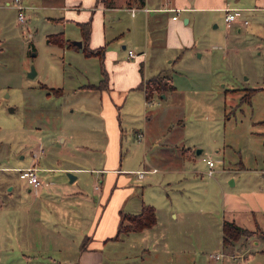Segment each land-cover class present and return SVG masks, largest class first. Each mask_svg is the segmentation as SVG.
Returning <instances> with one entry per match:
<instances>
[{
	"label": "rangeland",
	"instance_id": "obj_1",
	"mask_svg": "<svg viewBox=\"0 0 264 264\" xmlns=\"http://www.w3.org/2000/svg\"><path fill=\"white\" fill-rule=\"evenodd\" d=\"M34 1L36 5L26 9L25 20L20 21L18 9L0 0V166L4 167L34 161L39 146L46 156L38 158L37 164L51 161L57 165L62 146L55 139L63 118L79 119L89 107L94 108V92H82L79 86L102 77L98 57L48 42L49 34L60 31L73 42L80 30L73 22L51 20L49 16L57 10L44 7L43 0ZM163 2L192 7L179 13L182 24L173 30L170 41L176 44L165 45L168 23L153 32L159 39L155 50H163L151 52L154 57L148 73L160 66L176 90L156 96L155 104L147 107L149 120H145L142 99L134 110L123 111V124L128 127L123 150L130 163L159 168L143 180L130 174L134 189L128 202L132 207L123 209L138 211L145 200L155 205L158 220L145 232L122 233L120 238H115L117 231L109 232L114 238L103 249L105 264H264V253L246 248L231 252L222 242V223L231 210L239 214L243 226L254 228L245 213L237 211L250 201L242 191L264 185V88H260L264 87V8L257 7V0ZM221 4L256 8L245 12L249 22L239 31L234 23L227 24L226 11L215 7ZM119 13L125 15L118 23L126 24L129 16ZM185 17L190 23H185ZM145 38L140 30L139 39ZM122 39L114 45L120 54L127 52L123 44L139 52L130 42L135 36L126 32ZM32 64L37 70L33 77L28 75ZM42 83L61 86L64 92L48 94ZM133 127L147 128L154 146L148 145L146 151V142L132 135ZM96 142L97 138L91 139ZM184 146L193 148L196 161L180 157ZM22 153L25 158L21 159ZM208 158L215 163L213 175L208 174ZM68 172H43L42 177L58 181L61 174L67 179ZM0 174L1 182L8 183L0 195L8 200L0 208V264H77L79 253L60 250L54 239L43 247L45 237L39 231L30 238L23 221L28 187L16 171L1 169ZM234 174H238L236 186L230 180ZM92 175L79 173L74 185L84 183L92 195ZM250 246L254 250L260 245L252 242ZM218 253L224 256L216 258Z\"/></svg>",
	"mask_w": 264,
	"mask_h": 264
},
{
	"label": "crops",
	"instance_id": "obj_2",
	"mask_svg": "<svg viewBox=\"0 0 264 264\" xmlns=\"http://www.w3.org/2000/svg\"><path fill=\"white\" fill-rule=\"evenodd\" d=\"M21 1L27 5L26 9L33 8L36 5L34 0ZM148 1L113 0V3L107 6L102 0H58V2L43 0L44 7H51L57 10L55 15L49 16L51 20L64 24L70 22L77 24L80 30V36H77L78 40L83 41L80 23L91 22L92 30L89 44L91 48L105 47L103 59L104 68L108 73V86L94 88L90 86L92 84H100L104 77L103 68L101 69L102 77L99 82H86L79 86V90L82 92H88V94L94 92V101L92 102V107L94 108L89 107V110L85 111L84 116L79 119L70 116L63 118L64 123L58 130L57 138L55 139V142H60L62 146V158L57 159V165H51V161L48 164H37L38 158L46 156L44 148L39 146V151L34 161L21 162L17 166L12 167L0 166V170L6 169L18 172L19 178L24 182V186L28 187L25 198L27 217H24L23 221H25L26 227L29 228L30 238L39 231V236L43 237L44 235L45 237V242L41 243L43 247L48 244L49 239H54L57 241L56 244L62 247L59 248L60 250L74 252L75 254L79 253L77 264H105L103 249L107 245L108 240L114 238L108 236L109 232L117 231L115 238H120L122 233L119 234V228L122 217L125 214L140 213L145 204L153 205L142 200L138 211L132 208V211L124 212L123 209L125 205L131 206L128 200L134 187L132 185L133 177L130 174H134L137 180H143L147 173L159 171L156 164L152 168H140L130 163L131 159H128V152L126 151V153L123 150L124 136H126L125 129L128 128L123 124V114L126 108H131L130 111L134 110L136 103H140L142 99L146 108L145 120H149L147 107L155 104L156 96L153 100L148 101L145 96V90L140 85L145 83L148 78L162 73L160 66L159 69L156 68V72L148 73L154 57L150 55L151 52L155 54L156 50H163L162 48L155 50V45L159 43V39H155L154 29L160 27L161 24L168 23L169 28L165 37V45L176 44L174 41L171 44L170 41L172 40L173 30H178L182 24L178 22L179 13L192 7L183 4L174 5L170 4V2H163V4L162 0L152 5L148 4ZM257 2L260 3L257 7L264 8V0H257ZM6 3L17 9L15 0H6ZM215 7L224 11L225 7L241 8L242 15L233 22L239 27V31L243 29L242 26L246 25L245 20H248L245 12L256 8L236 7L228 4H221ZM176 8H182V11L177 13L174 10ZM119 12H126L127 17L129 16V20L124 25L118 23L122 20V16L125 15ZM176 14L177 17L175 18L174 15ZM187 19L188 21H185V23H190L191 19L189 17ZM140 30L143 32V37L144 35L146 37L144 41L139 39ZM126 32L129 33L130 37H136V39L130 41L139 51L134 57H131L129 52L130 50L136 51L132 48L128 49V44H123V49L127 51L126 54H120L117 46H114L115 42L123 41L122 37ZM120 35L122 36L120 37ZM68 39L70 40V38ZM185 43L190 44L191 39ZM82 46H79V49L69 46L61 47L83 52ZM88 57H98L102 63L100 56ZM42 84L41 86L44 87ZM46 85L47 87L45 88L47 89L52 87L48 84ZM257 88L259 87L251 89ZM174 90H176V86ZM63 92L56 93L49 90L48 94H61ZM71 112H75V109ZM148 122L146 121L147 128ZM133 128L132 135L134 138L146 142V151L148 145L150 147L154 146L149 141L147 128ZM77 135H80L81 138H77ZM92 138H97L95 144L91 143ZM23 150L25 152L28 151V149ZM202 152L203 149L197 153L201 154ZM180 157L185 158V160H197L193 148L186 146L182 148ZM22 158H25L24 153L21 154ZM25 167H35L37 169L39 177L42 178L40 186L34 187L31 185L29 187L30 184L20 177V170ZM211 169L214 171L212 166H210ZM63 171H69L67 179L63 174L60 175L61 178L58 181H47L46 177L48 176L46 175L42 177L43 172L56 173ZM139 171H143V175H140ZM235 171L239 172L240 169ZM81 172L93 174L94 187L92 195L88 192L84 183L74 185L78 181L79 173ZM69 173H72L73 176L71 177ZM236 175L238 174H234L233 178L230 179L235 186L238 184ZM7 184L4 185L0 179V195L4 190L2 188H5ZM1 185H4V187ZM8 190L11 191L12 186H9ZM242 192L249 194L250 201H246L245 205L241 206L242 208L237 212L245 213L246 220L253 222L255 226L254 228L243 226L241 218L238 216L239 214L235 210H231L228 218H225L222 223L223 246H227L224 244V222L226 220L234 221L239 226L252 232L249 235H242L232 244H229L230 251L235 252L246 248L252 252L263 254L264 226L261 218L264 219V185L259 184ZM7 201L6 197L2 198L0 196V208L7 204ZM153 206L155 207V205ZM156 224L157 221L151 227L126 233L145 232L148 229H152ZM252 242L260 246L252 250L250 246ZM220 254L221 257L224 256V253Z\"/></svg>",
	"mask_w": 264,
	"mask_h": 264
},
{
	"label": "trees",
	"instance_id": "obj_3",
	"mask_svg": "<svg viewBox=\"0 0 264 264\" xmlns=\"http://www.w3.org/2000/svg\"><path fill=\"white\" fill-rule=\"evenodd\" d=\"M103 3L107 6H110L113 3V0H102ZM144 2L145 0H141ZM81 31L83 34V46L82 50L86 56H100L102 60V68L104 72V77L101 80L100 84L90 85L91 87H107L108 86V73L104 68V54L105 47H97L91 48L89 41L91 37V22H83L80 23ZM47 40L49 43H56L62 47L69 46L75 47L79 49V46L74 44L71 40H69L64 32L52 33L47 36ZM44 87H47L46 84H42ZM141 88L145 90V96L148 101L153 100L155 96L161 95L162 93H167L168 91L174 90L175 85L173 84L172 79L164 73H159L148 78L145 83L140 85ZM51 92H63V89L57 87H48ZM250 93H253L250 92ZM157 221L156 217V208L153 205L145 204L142 211L138 214H125L122 217L119 234L126 233L130 231H140L144 228L153 226ZM224 244L229 245L232 244L235 240L240 238L242 235H249L252 231H249L246 228H243L236 224L234 221L226 220L224 222ZM84 247V245H83Z\"/></svg>",
	"mask_w": 264,
	"mask_h": 264
},
{
	"label": "built area",
	"instance_id": "obj_4",
	"mask_svg": "<svg viewBox=\"0 0 264 264\" xmlns=\"http://www.w3.org/2000/svg\"><path fill=\"white\" fill-rule=\"evenodd\" d=\"M15 4L17 6V9L19 11L18 14V19L20 21H24L25 20V10L27 5H25L21 0H15ZM226 11V22L228 25H231L234 21H236L241 15H242V9L241 8H235V7H225L224 8ZM134 10V9H133ZM177 13H179L180 11H182V8H176L174 9ZM174 17H177V14L174 15ZM249 21L246 19L245 23L247 24ZM129 55L131 57H134L137 55L136 52L130 50ZM209 165L213 166L214 165V161L213 159H209ZM213 170H210V174H213ZM140 175H143V171H139ZM20 177L22 179H24L27 183H29L30 185L34 186V187H38L41 185V180L40 177L37 173V169L35 167H25L22 168L20 170ZM217 258L221 257V254H217L216 255Z\"/></svg>",
	"mask_w": 264,
	"mask_h": 264
},
{
	"label": "water",
	"instance_id": "obj_5",
	"mask_svg": "<svg viewBox=\"0 0 264 264\" xmlns=\"http://www.w3.org/2000/svg\"><path fill=\"white\" fill-rule=\"evenodd\" d=\"M185 21L186 22L188 21L187 17L185 18ZM73 43L76 44V45H78V46H80V47L83 45V41H81V40H74ZM34 54H35V52H34ZM36 73H37L36 67H35L34 64H32L31 65V68H30V70L28 72V75L31 76V77H33V76L36 75ZM163 96H165V94H163ZM11 109L13 110L14 108L11 107ZM198 152H201V149H198ZM69 175L71 177L73 176L72 173H69Z\"/></svg>",
	"mask_w": 264,
	"mask_h": 264
}]
</instances>
